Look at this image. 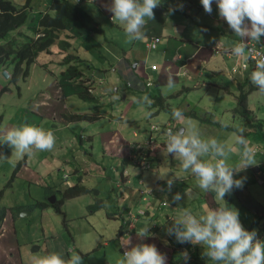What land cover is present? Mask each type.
Returning a JSON list of instances; mask_svg holds the SVG:
<instances>
[{"label": "crops", "instance_id": "obj_1", "mask_svg": "<svg viewBox=\"0 0 264 264\" xmlns=\"http://www.w3.org/2000/svg\"><path fill=\"white\" fill-rule=\"evenodd\" d=\"M107 2L108 0L82 1V5L87 14H89L91 21L99 26L101 30L98 29L97 32H87V30L84 29V34H77L75 37H69L68 41L70 44H64L65 48L58 47L56 42L52 43L50 45L51 54L42 53L41 58L34 61L42 67L41 71L37 73L39 74L42 72L43 75L42 78L40 77V88L36 90L34 98L48 91L53 96H56L55 100L59 103L69 98H71L74 103H79V101H76L74 98L81 100L82 103L88 100L87 98L80 99L77 97L75 94V90L77 89L76 84L72 79L62 75V68L55 63L60 60L63 53L73 48L75 52L84 59L80 65L81 76L89 83L91 92L98 96L97 100L93 102L96 103L100 101V99L103 98L102 95H105L108 99H117L122 102L118 101L114 106L110 107L108 105L107 109L101 108V112L104 111L103 114L96 112L97 115L94 119H84L86 122L83 123L79 121L81 119L68 117L70 113L88 111H79L81 109L78 104L66 107L58 113L52 112L44 130L51 131L54 134L55 145L51 150H55L52 152L51 150L36 151L33 149L35 153H32V151L31 154L37 157L39 153H45L47 162L45 166L42 167V170L46 168V174L51 175L52 182L50 184L48 183L47 187L48 190H53L57 187H61L62 180L59 173L62 174L63 172L68 174L67 180L69 182H96L95 179L84 180L85 178L80 175L81 172L79 171L85 166L78 167V161L76 159H78L77 155L81 154L79 157H83V155L87 153L86 149L80 151L83 147L82 144L84 143V139L90 141V149L97 143L101 152L98 154L97 164L94 163L95 167H93L92 164L88 166L89 172H94L100 181H102V177L105 176L108 185H113L108 188V193H111L112 196L115 197V191L118 189L119 192H122L126 200V197H135L134 193L127 190V185L133 182L135 175H130L127 182L124 184L119 183V172L117 170H111V164H107L110 162V159L116 160L118 157L117 153H127L128 141L136 140L141 142L142 139H146L149 126L155 124L157 120H162L161 122H164L165 120L171 119L176 124L181 125V127L185 126L186 123H190L192 126L198 128L204 136H216L215 138L221 140L223 135H220V131H234L237 126L240 127V118L232 112L233 101H231L229 97L225 98L224 102H216L215 89L219 88L222 91L233 93L237 86V82L242 81L249 71L237 68L238 62L244 60L243 57L223 54L215 48V40L220 39L223 40L225 44H231L239 39L231 32L226 22L218 17L215 3H213V11L209 15L205 13L199 0H161L160 6L154 10L155 19L149 20L143 30V38L129 42L123 29L118 24L112 23L110 19L111 13L105 9V4ZM179 5H183L182 10L179 9ZM171 8H176L177 10L173 13L169 11ZM79 28L81 29V26H79ZM105 28H110L113 32V36L106 37L102 35ZM70 32L75 33L73 30H70ZM154 36L159 37V42L155 46L147 48L145 46V41ZM262 40L264 42V37H262ZM168 56L178 57L176 60L178 63H171L170 60H167L168 70H165V66L163 65L165 61L163 58ZM132 63H135V65H132ZM151 63H155V69L149 67ZM184 68H186L185 73L178 75L174 74L175 70ZM95 72L96 75L101 77V80L98 78V81H96L94 76ZM32 73L35 72L32 71ZM146 77L152 80V84L149 86H144ZM169 77H171L173 81L172 88L167 86ZM126 81L130 84H126ZM157 87L159 88L160 94L164 97L167 107L180 109L181 111L194 112L208 120H200L195 116L183 114L185 120L178 121L171 115L174 109L168 111L167 108L159 109L148 114V109L145 111L143 108V104L147 103L144 97L147 96L148 98V93L150 91L155 92ZM34 101L38 104L44 102L41 95ZM247 101L252 108L258 111L259 115L260 112L264 110L263 96L260 92L251 91L248 94ZM140 102L141 105L137 106ZM82 103L79 104L81 105ZM100 104L97 105L101 107L102 105ZM135 109H140L142 112L144 111V115L139 117L133 116V110ZM117 112L119 113L118 115L116 114ZM138 113L140 112L136 111L135 115ZM155 114H160V119L156 118L152 120L149 118V116ZM12 118L13 117L8 116V122ZM19 119H21V121L27 120L36 123V125L33 126L38 127L39 116L32 109L25 110L24 114L21 112L19 114ZM2 121L3 118L1 117L0 123H2ZM221 122L226 123L230 128L222 127ZM23 124L25 125V123ZM141 124L142 126H140ZM263 124L262 122L260 123L264 130ZM9 128H13V126L10 127L8 123H5V125L0 128V132ZM252 129L253 126L251 123V127L243 132V135L248 141V145L253 143L252 140L263 144L264 140L262 135L256 136ZM212 130H214L213 133ZM123 131L126 134L123 135ZM133 131H136L135 133L137 135L134 136L132 134ZM140 136H142V138L139 139ZM77 141L79 144H77ZM161 150L163 149L157 150V153L159 157L164 158L166 166L163 168L176 170L178 172V162L173 160L171 156L164 157L161 154ZM49 151L51 152L48 154L47 152ZM77 151H79V153H77ZM238 151L239 149L235 145L233 155L231 156V159L234 160L235 163L238 162L239 159L236 154ZM69 153H71V157H69ZM111 153H114L113 157ZM9 159L15 160L16 157L11 156ZM78 160L81 162L80 165H84L82 163V158ZM260 165L261 164L251 166L247 170L240 172L239 178L246 177L247 183L253 180L255 186H257L256 184H262L264 187V182L256 179L257 177L255 175L257 170L261 168ZM107 167L109 170H107ZM6 173L7 172H5V174ZM29 173L31 175L26 176L24 180H30L32 177H36V179L39 178L33 171ZM142 176L145 181L152 179L148 184L152 186L149 192L153 196H162L164 198H169L170 201H174L172 197L177 193L174 185L170 191L164 181L163 184L160 185L159 179H157L152 170H144ZM190 177L192 176L188 175L184 181L179 182L187 183ZM115 182L117 184V189H115L114 186ZM89 186L93 188L96 193H100V190L95 186ZM161 188L166 191L165 194ZM246 188V185H243L244 197L249 198L246 196V193H248ZM212 197L215 198V195ZM70 198L76 200L79 206L89 203V196L86 194L74 195ZM200 198L208 204L209 201H212L208 192H203ZM252 201H255L257 204V209L254 213L258 214L264 211V202L260 201L258 195L255 196L254 199L252 198ZM48 212V209H43V219L40 226H44L46 230L52 232L50 241L53 243L54 251H63L66 235L62 232L61 235H58L50 220L45 224L48 221ZM66 215L69 217L74 214L66 212ZM104 216L108 219L109 215L105 212ZM70 227L69 225L68 228ZM140 228L141 224L136 222L134 229L139 230ZM98 231V235L100 236V230ZM108 235H110V233L107 234V236ZM58 240H60V244L55 243V241L58 242ZM109 244L110 243L105 237H102L100 240H94L92 237L91 242H87L80 238L79 243H75L74 247L78 253L91 250L97 252L102 251L104 255L106 253H111L114 248ZM27 246L28 244L25 246V251L22 247L24 262L28 257L32 256L27 253ZM34 250L35 249L32 251Z\"/></svg>", "mask_w": 264, "mask_h": 264}, {"label": "clouds", "instance_id": "obj_2", "mask_svg": "<svg viewBox=\"0 0 264 264\" xmlns=\"http://www.w3.org/2000/svg\"><path fill=\"white\" fill-rule=\"evenodd\" d=\"M49 1L50 0H42L41 2L37 1L35 3H31L32 15L33 8L40 11L47 3H49ZM70 1L75 2L87 14L82 5L83 0ZM199 2L205 13L209 15L212 13L213 3H215L218 17L225 21L231 32L239 38L238 41L231 44H225L223 40L218 39L214 41V46L223 54L243 57L244 60L242 62H238L237 68L249 71L247 76L242 79V81L237 82V86L235 87L233 93L222 91L219 88L215 89L220 90L221 92V96H217L215 91V100L217 103L224 102L225 98L228 97L231 101H233L232 112L240 118V127L237 126L235 130L232 131L231 142L226 143L215 137H205L198 128L192 126L190 123H186L185 126L181 127V125L176 124L173 120L168 119L162 122L160 127L156 124H151L149 126L147 138L142 139L141 142L148 141L156 143V146L159 145V147L163 149L161 150V154L164 157L171 156L173 160L178 162L179 167L178 172H173L171 169L166 168H162L155 172L154 174L157 179H159L160 185H162L164 181L170 191L177 181H184L186 176L190 175L195 178L196 186L199 189L204 192H208L212 200V205H210V208H205V210L200 214H193L192 210L189 208L178 209V213L176 215L169 217L171 223L165 224V229H161L165 232L160 233L159 231L161 230L157 231L160 229L159 226L153 224L152 227L148 228L149 224L146 223H149L150 220L155 219L157 216H161L158 214L160 213V209L168 205H171L172 207L176 206L173 205L169 198L153 196L150 192L145 193L147 197H142V200H145V204H147L148 207H145L141 212L137 213L138 215L136 217H132L130 212L126 213V219L128 221L123 220L125 215L122 213L120 227L115 230L114 237H116V240L127 237L122 244V248L124 250L121 248V251L119 252L122 255V259L119 261V264H167L166 255L158 251L155 245L143 242L133 243L132 238L130 236H126L127 233L129 235H131V233H136V236L142 240L143 238L152 236L151 233L156 232L159 235L166 233V235L173 237L175 241L180 244L187 243L193 246H199L201 248L202 258L211 261L212 264H264V239L258 238L255 230L246 229L243 226L245 224L240 221L239 211L232 206L229 207V204L225 200V197L230 195L233 189H241L246 181V177L237 178V174L259 163L255 158V153L249 147L248 141L243 135V132L247 130V128L251 127V123L252 126L259 124L264 117V110L260 112L259 115L258 111L252 108L247 101L248 94L251 91H258L262 94L264 102V42L262 40V37H264V0H199ZM160 4L161 0H108L105 4V9L111 13L110 19L112 23L118 24L123 29L127 40L132 42L143 38V30L149 20L155 19L154 10L160 6ZM182 7L183 5H179L180 10H182ZM176 10V8H171L169 11L174 13ZM50 13H53V9H50ZM87 15L88 16L83 20L101 30L99 26L91 21L89 14ZM33 17L34 16H32V18ZM32 18L30 19L31 22H33ZM68 25L69 27H66L67 25H65L64 28L59 29L56 33L57 39L62 41L61 44H58L55 37L46 49H42L37 52L40 57L37 58L36 53L34 58L27 63H25L24 60L19 61L18 69L15 68V61L10 60L12 57V55H10L9 59H6L10 60L14 64L13 70L10 74V79L14 77L17 70L23 68L22 65H24L22 74L24 77L27 76V67L30 66L31 62L33 63L35 60L37 61L40 59L42 53L51 54L50 45L52 43L56 42L58 47L65 48L64 44H70L68 41L69 37H75L77 34H84V29L87 30V32L98 31L88 30L82 24L75 21L74 23H70ZM79 26H81L82 30ZM70 30H73L75 33H71ZM40 34H42V32H35L32 37H36ZM158 42L159 37L154 36L145 41V46L147 48H151ZM66 53L73 54V58L68 60V64L74 65L75 70L79 73L78 77L69 78L72 79L77 86L75 94L77 97L82 99L83 97L79 95V92L81 91L90 97L87 98L88 100L86 101H96L98 96L91 92L89 83L81 76L80 65L84 59L78 55L73 48L63 53V55ZM177 59L178 57L176 56L164 57V69L168 70L167 60H170L171 63L177 64ZM6 60L1 62L2 68H4L3 66L5 65L4 62ZM55 63L62 68L61 74L64 75L62 70L64 69L65 63L61 64L58 63V61ZM132 65H135V63H132ZM149 67L155 69L156 65L155 63H151L149 64ZM2 72L5 73L3 74L5 77L8 76L5 70ZM185 72L186 68L177 69L174 71V74L178 75ZM126 84L130 83L126 81ZM151 84L152 80L149 77H146L144 86H149ZM167 86L169 88L173 87L171 77L168 78ZM238 94H243V105L246 110L249 111L248 116H245L239 111L240 103L238 101ZM148 99L149 97H144L145 101H148ZM118 101L121 100H117V102ZM148 102L151 103V101ZM164 104L166 105L168 111L174 109L167 107L166 102H164ZM235 108L237 109V112L235 111ZM157 110L159 109L152 106L150 107L149 104L148 114ZM99 113L101 114L102 112ZM185 113L186 115L195 116L200 120H208L195 114L194 112L181 111L180 109H174L171 115L175 120L183 121L185 120L183 115ZM78 114L93 115V118L79 117ZM116 114L118 115L119 113L117 112ZM96 115V112H77L68 114V117L84 120L94 119ZM22 122L25 123V125L9 128L0 132V146L8 147L11 150L10 152H12L17 159L15 160L14 168L12 169L13 175L14 172L17 171L18 166L24 162L25 157H28L29 154L32 155L31 152L33 149L46 151L51 150L55 145V136L51 131H45L42 128L35 127L33 125H36V123H32L27 120ZM221 126L230 128V126L224 122H221ZM135 132L136 131L132 132L134 136L137 135ZM160 135L163 136V138ZM162 140H164V146L160 143ZM233 145H236L239 149L237 153L239 159L236 163L229 162L231 156L233 155ZM147 152L148 149H145L138 141H128L127 155H124L122 159H125V157L129 158V153H141L142 155H138V159H141L142 163L146 164L143 169H148L149 167L154 168L157 164L156 157L147 155ZM0 154L4 155V153ZM12 161H10V163ZM118 163L120 164V170L118 171L119 174H126L122 171L124 164L121 162ZM111 170L117 169L111 168ZM257 172L255 174L261 176L264 180V169H258ZM67 175L68 174L65 172L60 175L62 180L60 188L57 187L56 189L48 190L47 197L53 194V201H48L47 197L44 200L36 199L31 203H27L25 207L18 208L17 214L19 215L21 211L28 209L29 212L26 214L28 215L34 207L39 206L42 211L43 209H48L49 215H51V213L59 215V219L63 223V227L68 229L70 224L69 222H65L68 219L65 212L66 208L64 206V200L74 195L70 194L69 196H66V198L62 199L61 193L64 189H68L74 182L77 181L69 182L67 180ZM133 175H135V179L131 182V184H135L140 177L138 172H135ZM12 177H10V180ZM118 182L121 184L125 183L124 181L120 182L119 179ZM0 189L2 193V188ZM87 190L88 187L85 191ZM161 190L164 194L166 193V191L162 188ZM85 191H82L79 194ZM139 193L143 194L140 190ZM213 193H215L218 202L224 203L218 206V203L215 202L212 197L214 196ZM186 195L187 192H184L183 195L177 192L173 195L172 199L179 202L183 200ZM54 203L59 204L62 212L54 211L50 207V204ZM88 204H90V202L87 203L86 206ZM138 205L142 206V203H139ZM0 206L3 210L2 217L0 218L1 226L2 220L5 216V206L2 204H0ZM112 210L106 211L109 215L108 219L110 216H115V211ZM97 211H99L97 207H94L91 210V212ZM263 213L264 211H261L258 215ZM168 214L170 213L165 212V215ZM162 217L164 216L162 215ZM162 217L160 220H162ZM48 222L49 221L45 224ZM136 222L141 224V228L139 230L134 229ZM129 227H131V229H129L130 231H127ZM150 230L154 232H151ZM67 233L71 235L70 231ZM109 233L110 232L107 234ZM102 235L103 234H101L100 231L99 240L102 238ZM32 246H34L35 250H37L38 246L33 244L29 247V251H31L30 248ZM117 248L120 250V246ZM58 252L60 251H54L53 248V253L44 256L32 255L26 259L25 264H83V257L79 253H73L67 260H65L60 254H58ZM180 255L185 261V264H187V261L190 259L189 253L185 250L181 252Z\"/></svg>", "mask_w": 264, "mask_h": 264}, {"label": "rangeland", "instance_id": "obj_3", "mask_svg": "<svg viewBox=\"0 0 264 264\" xmlns=\"http://www.w3.org/2000/svg\"><path fill=\"white\" fill-rule=\"evenodd\" d=\"M12 1L14 3H18L22 2L23 0ZM37 1L41 2L42 0H30V3H35ZM37 12L38 9L33 8L32 15V12L28 10L25 13L24 20L19 24V27L11 29L7 33H5L3 39H0V42L6 39H10L12 42V46L15 47L17 44L29 40L33 36V31L29 25L31 15L35 16ZM66 27H69V25H67ZM102 35L110 37L113 36V32L110 28H105L102 32ZM36 57H40L39 53H37ZM4 63V68H2V63H0V118H3L2 123H0V128L4 126L5 123H8L10 127L24 125L21 119H19V114L21 112H23L24 114V111L28 109H32L36 112V114L39 116L38 128L44 129L45 125L50 119L52 112L58 113L64 110L66 107H71L75 104H78L81 109L79 111L88 110L87 112H101V108L107 109L108 105L110 107L114 106L117 103V99H108L105 95H102L103 98L100 99V101L96 102L98 105L101 103V107L98 106L95 102L86 101L82 103L81 100H78L76 98L74 99L76 101H79V103H82L81 105L79 103L72 102L71 98L63 100L61 101V103H59L55 100L56 96H53L51 93L46 91L39 94L43 97L44 102L38 104L34 100H37L39 95L37 96V98H34V96L36 90L40 88L39 81L40 77L42 78L43 75L42 72L39 74L37 72L41 71L42 67L36 64V62H31L30 66L27 67V76L24 77L22 74L24 65H22L23 68L17 70L14 74V77L10 79V74L13 70L14 64L10 60H6ZM2 69L5 70V72L8 74L7 77L3 75ZM32 71H34L35 73H32ZM94 76L96 78V81H98V78L101 80V77L96 75V72L94 73ZM215 91L217 96H221L220 90ZM140 105L141 102L137 106ZM143 105L144 110L147 111L149 102L144 103ZM136 111H139L140 113L135 115ZM103 113L104 111L101 114ZM133 113V116L138 117L144 115V111L142 112L140 111V109L133 110ZM8 116L13 117L9 122ZM160 117V114L149 116V118L152 120L156 118L160 119ZM79 121L81 123L86 122V120ZM161 121L162 120H157L155 124L160 127L162 124ZM140 126H142V124ZM213 132L214 130H212V133ZM231 133L232 132L230 131H220V135H223L221 141L226 143L231 142ZM124 134L126 133L123 131V135ZM161 137L163 138V136ZM205 137L207 136L205 135ZM140 138H142V136H140L139 139ZM77 144H79L78 141ZM139 144L143 145L145 149H148L147 155L156 157L157 164L154 168L149 167L148 169H143L146 164L142 163L141 159H138V155H142L141 153H129V158L125 157V159H122V157L124 155H127L126 153H117V158L119 159H116L117 161L110 159V162L107 163L108 165L111 164L110 169L116 168L117 171L120 170V164L118 162L124 164L122 167V171L126 174H119L120 182H127L129 176L133 175L135 172H138L140 174V177L135 184L127 185V190L131 193H134L135 197H126L125 200L122 192H119V190L117 189L116 182L114 183V186L117 191H115V197H113L111 193H108V188L112 187L113 185H108V181H106L105 176H103L102 181H100L98 176L94 172H89L88 166L92 164V166L95 167V164H97L96 162L98 161V154L101 151L97 143H95L93 148L90 149V141L84 139V143L82 144L83 147L80 149V151H84L86 149L87 153H85L83 157H79L81 154L77 155L78 159L82 158V163L84 165H80L81 162L78 159L76 160L78 161V167L85 166L79 171L81 172L80 175L85 178L84 180L95 179L96 181L95 183H92L91 181H84V183H82L85 188L88 187V190L81 193V195H88L90 204L88 206H79L76 200L67 199L65 201V211L74 214L67 217L68 220L65 221L69 222L71 226L68 229L63 227V223L59 219V215L51 213V215L47 217L48 221L50 220L52 222L54 229L58 235H61V232L66 235L65 247L63 251L58 252V254H60L65 260H67L73 253H78L74 247V244H78L80 238L86 240L87 242H91L92 237L94 240H99L98 230H100L101 234H103L102 237H105L110 243L109 245H112L114 248L112 249L111 253H106L104 255L102 254V251L97 252L91 250H86L82 253H79L83 257V264H113V261H115V264H119V261L122 259V255L118 253L117 247L120 246L121 249L122 244L124 240L127 239V237L124 239L116 240V237H114V235L115 230L120 227V223L122 221V213H124L125 215V218L123 220L128 221L126 219V213L130 212V215H132V217H136L138 215L137 213L141 212L145 207H148V205L145 204V200H142V197H147L145 193L150 191V188L152 186L148 183L152 179H148L147 181H145L144 177L142 176V172L144 170H152L155 173L166 166L164 158L159 157L157 153V150L161 149L159 145L154 147L156 143L148 141L139 142ZM234 147L235 145H233L232 147V152H234ZM10 151L11 150L8 147L0 146V153H4V155L0 154V188H2V193L0 192V204L5 206V216L0 226V264H25L23 260L24 255L22 254V247L25 251V246L27 244V253L30 255L44 256L53 253L54 247L53 243L50 241L52 232L46 230V227L40 226L43 219V211L41 210V207H34L32 211L25 216H19L17 214V209L20 207H25L28 202H33L36 199L44 200L48 196L47 185L48 183L50 184L52 180L51 175L46 174V168L45 170H42V167L45 166L47 159L45 158V153L41 152L37 157H34V154L29 155L27 158L25 157L24 162L18 166L17 171L14 172L13 177L8 182L9 176L13 172L12 169L14 168L15 160H17L15 159L14 161H12V159H9L11 156H14ZM51 151L47 153L49 154ZM32 153H34V151ZM77 153H79V151H77ZM111 156L113 157L114 153H111ZM69 157H71V153H69ZM255 158L259 162L258 164H262L264 162V153H255ZM10 161L12 162L10 163ZM229 162L235 163V161L231 158ZM260 167H262V165H260ZM107 170H109L108 167ZM30 171H33L37 176H39V178L36 179V177H32L30 180H24L26 176L31 175L29 173ZM172 171L177 172L176 170ZM5 172L7 173L5 174ZM60 175L61 173H59V176ZM237 178H239V174H237ZM89 185L98 188L100 190V193H96L95 190L93 188H90ZM244 185H246L247 187L246 189L248 190V193H246V196H248L249 198L244 197L245 195L242 187L241 189H233L232 193L225 197V200L229 204V207L232 206L239 211L240 221H242L244 224H248L254 217V214L258 216L257 213H254L256 212L257 204L255 201H252V198L254 199L255 196L258 195L260 197V201L264 202V187L262 186V184H256L257 186H255L253 180L248 183L245 181ZM174 188H176L177 192L181 193V195H183L184 192H187V195L183 200L179 202L172 201L173 205L176 207L168 205L160 209V213L158 214L161 216H157L155 219L150 220L149 223H146L149 224L148 228L152 227L153 224H156V226H159L160 228L157 231L165 229V224L171 223L169 217L176 215L178 213V209L180 210L181 208H189L192 210L193 214H200L205 210V208H210V205H212V201H209L208 204L200 198L204 191L196 186L194 177H190L187 183L177 181L174 184ZM139 190L142 191L143 194L139 193ZM213 194L215 195V193ZM214 201L218 203V206L224 203L218 202L216 199V195ZM139 203H142V206H139ZM94 207H97L99 212H91ZM109 210L115 211L116 216H110V220L105 219L104 216V213ZM165 212H168L170 214L165 215ZM162 215L164 217H162ZM161 217L162 220H160ZM131 227H129L127 231H130L129 229H131ZM68 231L71 232V235L67 233ZM150 231L154 232L152 230ZM108 232H110V235L107 236ZM159 232L162 233L165 231L161 230ZM151 234L152 236H148L147 238H143L142 240L141 238H138L136 236V233H131V235L127 233L126 236H130L133 243L143 242L155 245L158 251L165 254L166 257L170 253L171 249H174L175 252L170 257L172 259V262L170 264H181V253H179L177 249L172 248V245L175 243V239L166 235V233L162 235H159L157 232ZM55 243L60 244V240H58V242L55 241ZM33 244L37 245L38 248L37 250L31 252L29 251V247Z\"/></svg>", "mask_w": 264, "mask_h": 264}, {"label": "trees", "instance_id": "obj_4", "mask_svg": "<svg viewBox=\"0 0 264 264\" xmlns=\"http://www.w3.org/2000/svg\"><path fill=\"white\" fill-rule=\"evenodd\" d=\"M31 8L32 6L30 0H23L22 2L18 3H14L12 0H0V39H3L5 33H7L9 30L18 27L19 24L24 20L25 13L28 10L31 11ZM50 9H53V13H50ZM87 16L88 15L75 2H72L70 0H50L49 3H47L42 10L38 11L33 18L31 16L33 22L30 21L29 23L33 33L42 32V34L36 37H31L29 40L23 41L17 44L15 47L12 46V42L10 39H6L0 42V63L6 59H9V56L12 55L10 60L15 61V68L18 69L19 61L24 60L25 63L31 61L39 50L46 49L55 37L57 39L56 33L59 29L64 28L65 25L74 23V21L79 22L88 30L97 31L98 27H95L83 20ZM57 42L58 44L62 43V41H60L59 39H57ZM71 58H73V54L66 53L65 55L61 56L58 63H65L62 72L66 77L76 78L78 77L79 73L75 70L74 65L68 64V60ZM153 92L154 91H150L148 93V101H151V103H149L150 107H156L157 109L166 108V105L164 104V97L160 94L159 88L157 87L156 91L154 93ZM79 95L83 98H90L81 91L79 92ZM238 101L240 103L239 111L245 116H248L249 111H247L243 105V94H238ZM235 111L237 112L236 108ZM78 116L93 118V115L87 114H78ZM261 122L264 123V117ZM260 123L253 126L252 130L255 132L256 136L262 135V138L264 140V130L261 127ZM252 142L253 143L250 144L249 147L253 150L254 153H264V142L263 144H260L259 142L253 140ZM160 143L164 146V140H162ZM261 165L262 167L259 170L264 169V165ZM255 175L257 177L256 179L264 182L261 176H258L257 174ZM12 176L13 172L9 176L8 182L10 181V177ZM85 190V186L77 181L74 182L68 189H64L62 191L61 198H66V196H69L70 194L76 195ZM50 207L54 211L62 212L59 204H50ZM2 214L3 210L0 206V218L2 217ZM243 226L248 230H255L258 238L264 239V213L259 214L258 216L254 215L251 223L249 225L245 224ZM172 248L177 249L179 253L185 250L189 253L190 259L187 261V264H212L211 261L202 258L201 248L199 246H193L187 243L182 245L175 241V243L172 245ZM119 252L120 250H118V253ZM174 252L175 250L171 249L170 253L167 256V264H170L172 262V259L170 257ZM180 261L181 264H185V261L182 259L181 255Z\"/></svg>", "mask_w": 264, "mask_h": 264}, {"label": "water", "instance_id": "obj_5", "mask_svg": "<svg viewBox=\"0 0 264 264\" xmlns=\"http://www.w3.org/2000/svg\"><path fill=\"white\" fill-rule=\"evenodd\" d=\"M133 64H134V63H133ZM2 73L5 74L4 72H2ZM53 198H54V196H53V194H51V196L47 197V200H48V201H53ZM28 212H29L28 209H25V211H21V212L19 213V215H26ZM33 249H35L34 246H32V247L30 248L31 251H32Z\"/></svg>", "mask_w": 264, "mask_h": 264}]
</instances>
